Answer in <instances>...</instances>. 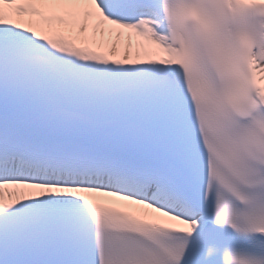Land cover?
Wrapping results in <instances>:
<instances>
[{
    "label": "snow or ice",
    "instance_id": "obj_1",
    "mask_svg": "<svg viewBox=\"0 0 264 264\" xmlns=\"http://www.w3.org/2000/svg\"><path fill=\"white\" fill-rule=\"evenodd\" d=\"M0 264H264V0H0Z\"/></svg>",
    "mask_w": 264,
    "mask_h": 264
}]
</instances>
